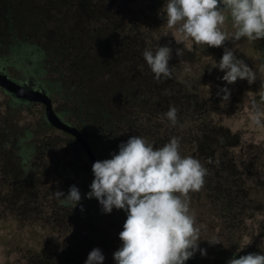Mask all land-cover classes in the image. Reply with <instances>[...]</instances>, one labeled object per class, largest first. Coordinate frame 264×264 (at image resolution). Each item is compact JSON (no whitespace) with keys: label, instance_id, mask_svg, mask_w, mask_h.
I'll return each mask as SVG.
<instances>
[{"label":"rangeland","instance_id":"374dc122","mask_svg":"<svg viewBox=\"0 0 264 264\" xmlns=\"http://www.w3.org/2000/svg\"><path fill=\"white\" fill-rule=\"evenodd\" d=\"M6 1L0 0V6L5 5L8 12ZM117 1H126V19H123L126 21V30L118 38L122 40L118 46L114 45L107 30H102L101 43L96 44L94 29L91 28L94 23V13H90L91 0H17L9 5L12 8L9 10H12L10 15L5 12L0 16V28L4 30V23L13 21L23 30V38L26 37V42L31 45L34 58L37 55L44 57L40 58L42 64L37 62V68L31 72L47 82H43L42 86L52 96L53 108L65 120L77 125L75 116H102L104 113L112 116L111 123L119 119V131L113 144L108 143L102 135H95L101 122L91 125L95 132L90 140L99 157L110 159L112 154L118 153V145L132 135L142 136L156 147L177 137L181 155H190L206 163V149L193 147L190 142L198 137L199 145L206 133L209 136L221 135L227 143L228 155L235 156L239 163L242 177L237 173L220 178L219 181L221 184L227 183L226 186L232 189L248 190L250 194L251 190H256L261 196L260 204H264V120L256 125L252 119L253 102L264 113V69H260L262 72L257 75V66L254 64L256 59L264 63V38L255 41L232 39L235 29L229 15L222 26L230 37L224 47L244 60L255 73L256 79L251 84L246 79H237L235 83L228 84L222 79L224 71L214 67L219 63L224 47L196 44L179 33L177 28L169 29L166 24L167 0ZM77 8L83 10L87 17L76 20ZM159 46L172 49L169 60L172 75L171 78L157 81L142 53L145 49L155 52ZM9 47L5 48L0 43V58L10 62L12 70L15 69L14 65L17 69L22 68L23 64H17L13 59L12 50L16 46L11 44ZM177 49H182L183 55L177 56ZM113 53L126 58V61H114ZM109 55L111 57L108 59ZM225 87L230 90L227 101L222 99L221 89ZM2 98L0 96V116L10 119L16 112L7 109ZM77 99L84 103L80 106L82 112L75 103ZM170 106L178 110L175 125L165 115ZM40 112L43 113V107H33L34 122ZM107 120L111 119L106 116ZM47 135V144L30 154L33 162L48 167L47 179L40 180V177L35 176L31 191L27 185L17 181L11 183L9 180H0V264H41L44 255L40 242L49 239V242L69 246L78 239L74 221L67 222L66 217L63 226L56 216L48 212L54 210L57 214L56 208L51 206L68 204L66 197L54 199L55 192L53 196L43 198L41 192L35 193L40 184L48 189L56 185L55 178L57 175L61 178L63 173V183L70 187L71 183L66 178L70 180L72 173L81 169L77 161L84 154L77 152V144L61 130L50 127ZM20 151L14 148L12 153L6 148L0 149V158L18 156ZM57 187L61 189L60 184ZM2 189L10 195L2 194ZM15 189L21 194L12 196ZM67 189L65 186V191ZM252 197L253 201L257 200L256 196ZM49 200L52 202L47 203ZM40 203L42 207L34 208L33 205ZM11 205L17 211L6 209ZM86 205H96L102 210L96 198L93 201L90 199ZM29 207H33L30 212ZM73 208L71 211H74ZM200 209L203 208H195L194 211ZM100 210L96 209V214ZM253 212L252 218L245 217L253 229L248 244L260 249L264 247V208ZM93 219L87 221L86 229H89L91 222L96 225ZM52 232L54 237L51 239ZM55 233H60L64 240L59 241ZM201 240L198 242L199 248L205 249L206 255L202 256L196 251L193 255L195 261L198 264H222L217 260L219 254L204 247Z\"/></svg>","mask_w":264,"mask_h":264},{"label":"clouds","instance_id":"9594fccd","mask_svg":"<svg viewBox=\"0 0 264 264\" xmlns=\"http://www.w3.org/2000/svg\"><path fill=\"white\" fill-rule=\"evenodd\" d=\"M229 15L235 29L232 39L264 38V0H167L166 4L167 27L177 28L196 44L209 47H224L229 40L222 29ZM176 54L183 55V50L177 49ZM142 55L157 81L171 78L170 47L159 46L155 52L145 49ZM214 67L224 71L222 79L228 84L237 79L251 84L256 79L244 60L227 47ZM221 92L227 101L230 90L225 87ZM253 110V123L260 125L264 113L255 102ZM177 111L170 106L165 114L173 125L177 123ZM118 148L110 159L92 164L94 178L85 194L89 199L96 198L105 213L113 208L127 213L119 233L122 245L113 253L116 264H185L196 251L206 255V250L199 248L200 229L190 208V193L204 186L206 167L193 156L181 155L177 137L156 147L146 138L132 135ZM55 195L65 197L62 191ZM66 199L72 208L81 200L75 185L70 186ZM103 260L101 250L93 248L85 264H103ZM228 264H264V255L248 253L230 259Z\"/></svg>","mask_w":264,"mask_h":264},{"label":"flooded vegetation","instance_id":"af4514ba","mask_svg":"<svg viewBox=\"0 0 264 264\" xmlns=\"http://www.w3.org/2000/svg\"><path fill=\"white\" fill-rule=\"evenodd\" d=\"M15 1L17 0L6 1L8 4V12H6L5 5L0 6V16L5 12L7 15H10L12 10H9L12 8H10L9 5ZM14 14L16 13L14 12ZM4 25V30H2L3 28H0V43L5 48H11L9 47L11 44L16 46L12 50L13 59L17 64L21 62L23 67H18V70L14 65L15 69L12 70L10 69L11 63L0 58V75L5 74L7 77L21 85H27L33 89H42L48 93V91L42 86V83H45L42 77L39 79L31 72V70L36 67L37 62H39L40 56L37 55V57L34 58L35 53L32 52L31 45L26 42V37L25 39L23 38V30H20L13 21H6ZM32 63L34 64L32 65ZM254 64L257 66L255 72L258 75L259 72H262L260 69H264V63L256 59ZM262 80L264 81V78H262ZM48 95L51 97L53 105V98L49 93ZM0 96L3 97L2 101L3 104L5 103L7 109L9 108L13 110V113L16 112L10 116V119H7L6 116H0V143L2 144H0V149L6 148L11 152L14 148L21 149L18 156L0 158V180H9L11 183L17 181L20 184L27 185V188L31 191L35 176L40 177L38 178L40 180H44L48 178L49 173L46 172V169L48 168H45L46 165H38V162H33V158L30 156L32 151L30 153H28V151L30 149L41 148L43 147V144H47V131L48 128L52 126L47 121L44 115V105L40 102H33L20 98L11 92H8L2 86H0ZM34 106L43 107V113L41 114L40 112L38 114L35 122L32 119V110ZM23 113L26 114L23 115ZM57 114L62 120H64L58 112ZM75 126L86 138L83 130L79 126ZM62 132L65 133L64 131ZM38 134L41 135L38 136ZM73 139L75 140L74 137ZM197 139L198 137L196 139L194 138L190 143L194 145L193 147L206 149V163L202 164L208 170V174L205 177V183L202 189L198 192L190 193V208L197 218V227L200 229V237L204 247L207 249L211 248L213 252L219 254L220 258L217 260L222 264H228L230 259L238 258L240 255H246L248 253L264 255V247L260 249L257 247L253 248L248 244L253 229L245 220V217L252 218L254 210L255 212H258L264 208V204H260L261 196L258 195L256 190H251L250 194L248 190L241 191L236 188L232 189L226 186L227 183L221 184L219 181L220 178H227V176L230 177L237 173L242 177L241 168L238 167L239 163L235 160V156L228 155L226 151L227 143L224 140V136H209L206 133L205 136H202V143L199 145ZM75 143L78 147L77 152L79 151V154H84V156L77 161V164L81 166V169L79 168L72 173L69 183H71V186L75 185L79 189L80 194L82 193L83 197L80 200V204H77L75 208H73L74 211H71L72 205L61 203L58 205L53 204L51 206L54 207L53 209L56 208L57 214L54 210L48 212L51 216H56L63 226L66 223V217L67 222L68 220H71L72 222L74 221L73 224L74 226L76 225L74 229H78V239L76 242H72L69 246H65L64 243L58 244V242H49V239L40 242L42 254L44 255L41 257V264H85L87 256L93 248H99L101 250L104 256L103 264H116L113 258V253L122 245V241L119 239V233L123 230V224L127 217V213L125 210L116 208H113L110 213H105L96 205H86L90 199L91 201L94 200V197L86 199L87 197L85 196V194L90 191V184L94 175L92 172V165L88 161L83 149L79 146L76 140ZM91 148L97 158L103 160L98 154H96L92 146ZM63 174L61 178L57 175L55 178L56 185H53L50 189L45 188V185L40 184L39 189L35 194L41 192L43 198L53 196L56 191H64V193L68 194L70 187L69 184L65 185L63 183L65 179L63 178ZM59 184L61 185L60 190L57 187ZM65 186L68 188L66 191ZM1 192L2 194L10 195L7 190L2 189ZM19 194L21 193L15 189L11 195L18 196ZM252 196H256L257 200L253 201L254 198ZM55 198H57L56 195L54 199ZM51 202L52 201L50 200L47 201V203ZM46 205L49 206V204ZM81 205L83 206V210H81ZM33 206L34 208L35 206L42 207L41 203ZM200 207L203 209L194 211L195 208ZM9 208L14 209V211L16 210L15 206L12 205L6 209ZM32 208L29 209V212ZM96 209L100 210L97 214ZM91 218H94L93 220L96 221V225H93L91 222L89 229H86L85 224ZM55 224L59 225V223ZM59 227L60 226L57 228ZM53 228L54 225H52V229ZM56 235L59 241L64 240L60 233H57ZM50 237L51 239L54 237V232L51 233ZM209 241H218V243L211 244ZM188 260L193 264H198L193 257Z\"/></svg>","mask_w":264,"mask_h":264},{"label":"trees","instance_id":"16d2710c","mask_svg":"<svg viewBox=\"0 0 264 264\" xmlns=\"http://www.w3.org/2000/svg\"><path fill=\"white\" fill-rule=\"evenodd\" d=\"M92 4H90V13H94V23L91 25V28H93L94 32V37L96 44L101 43V32L102 30H107L109 32V37H112L111 40H113L114 45L118 46L122 40L118 39L121 38V33L126 30V21L123 19H126V1H113V0H91ZM82 3V2H81ZM83 4V3H82ZM93 5V6H92ZM75 14H76V20L83 19V17H87V14H84L83 10L80 8L75 9ZM112 42V43H113ZM111 56H108V59ZM39 58L44 59L43 56H40ZM112 59L114 61H121L123 60L124 62L126 61V58H121L119 54H112ZM39 62L42 64V60L39 59ZM34 64V63H33ZM36 71V70H35ZM36 74L35 72H32ZM36 76V75H34ZM36 77H39L37 75ZM40 78V77H39ZM47 83V82H45ZM51 86V84H49ZM81 96V95H80ZM79 96V97H80ZM75 103L79 106V111L82 112V108L80 107L83 105V102H79V99L75 101ZM86 111H91V109H85ZM84 110V111H85ZM105 115V116H104ZM71 116V114H70ZM79 117L75 116V120L77 121V126H79L86 138L88 139L90 145L93 147V144L91 143L90 138L92 137L93 133L95 132L92 129V124L94 122H101L102 124L100 125V128L98 131H96L95 135H102L105 137L108 143L113 144L115 141V135L119 131V119H116L113 123L112 121V116L110 114H103L102 116H95L94 114L82 117L81 115H78ZM106 116L110 118L111 120L106 121ZM78 119V120H77ZM88 119V120H87ZM65 120V118H64ZM90 120V121H89ZM67 121V120H66ZM73 121V120H72ZM69 122V121H67ZM65 135H68L71 137L73 142L75 143V140L73 139L72 136H70L68 133H64ZM34 149H30L28 153L31 151L33 152ZM96 154H98L97 150L94 149ZM31 152V153H32ZM66 180L69 182L70 180L66 178ZM65 205H71L69 202L68 204Z\"/></svg>","mask_w":264,"mask_h":264},{"label":"water","instance_id":"95a60500","mask_svg":"<svg viewBox=\"0 0 264 264\" xmlns=\"http://www.w3.org/2000/svg\"><path fill=\"white\" fill-rule=\"evenodd\" d=\"M0 86H2L8 92L15 94L16 96L33 101L40 102L44 105V115L49 124L59 130H62L71 136H73L79 146L83 149L88 161L92 165L95 161L99 160L89 145L87 139L83 136L80 130L60 118L52 105L51 97L42 89H33L27 85H21L14 80L7 77L5 74L0 75ZM185 264H193L190 260L185 261Z\"/></svg>","mask_w":264,"mask_h":264}]
</instances>
